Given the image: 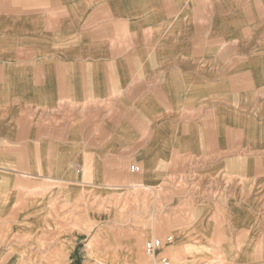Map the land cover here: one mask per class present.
I'll return each instance as SVG.
<instances>
[{"label": "crops", "instance_id": "0c3cea01", "mask_svg": "<svg viewBox=\"0 0 264 264\" xmlns=\"http://www.w3.org/2000/svg\"><path fill=\"white\" fill-rule=\"evenodd\" d=\"M116 199L160 255L264 264V0H0V226Z\"/></svg>", "mask_w": 264, "mask_h": 264}, {"label": "rangeland", "instance_id": "374dc122", "mask_svg": "<svg viewBox=\"0 0 264 264\" xmlns=\"http://www.w3.org/2000/svg\"><path fill=\"white\" fill-rule=\"evenodd\" d=\"M112 207L93 212L80 201L72 226H48L41 234L38 227L0 226V264H153L145 244L154 236L140 235V211L120 205L118 199ZM77 232L81 241L70 256V242ZM209 249L196 246L179 255L163 252L161 256L175 264H231Z\"/></svg>", "mask_w": 264, "mask_h": 264}, {"label": "built area", "instance_id": "2783aa9c", "mask_svg": "<svg viewBox=\"0 0 264 264\" xmlns=\"http://www.w3.org/2000/svg\"><path fill=\"white\" fill-rule=\"evenodd\" d=\"M141 166L134 164L131 166L132 172H139ZM168 242H171V238H167ZM165 241L160 237H153L145 244V251L148 256L153 259V264H175L168 257L161 256L159 254L160 249L164 246Z\"/></svg>", "mask_w": 264, "mask_h": 264}, {"label": "bare ground", "instance_id": "6f19581e", "mask_svg": "<svg viewBox=\"0 0 264 264\" xmlns=\"http://www.w3.org/2000/svg\"><path fill=\"white\" fill-rule=\"evenodd\" d=\"M118 247V246H117ZM115 248V247H114ZM119 260V259H118ZM121 264V263H120Z\"/></svg>", "mask_w": 264, "mask_h": 264}]
</instances>
